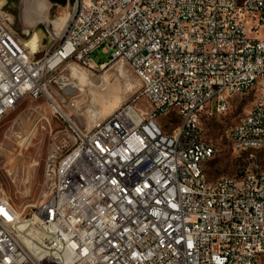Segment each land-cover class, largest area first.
<instances>
[{
  "label": "built area",
  "instance_id": "built-area-1",
  "mask_svg": "<svg viewBox=\"0 0 264 264\" xmlns=\"http://www.w3.org/2000/svg\"><path fill=\"white\" fill-rule=\"evenodd\" d=\"M263 29L264 0H73L63 34L47 27L34 52L0 4V121L43 98L45 119L64 123L27 212L0 185V264H261L264 171L252 154L241 174L210 180L202 120L253 93L229 137L264 149ZM112 60L137 73L140 92L77 124L69 68Z\"/></svg>",
  "mask_w": 264,
  "mask_h": 264
},
{
  "label": "rangeland",
  "instance_id": "rangeland-1",
  "mask_svg": "<svg viewBox=\"0 0 264 264\" xmlns=\"http://www.w3.org/2000/svg\"><path fill=\"white\" fill-rule=\"evenodd\" d=\"M0 4L13 15L23 39L29 42L45 33L43 42L47 45V27L52 28L56 18L72 11L73 0H62L61 3L52 0H0ZM46 16L47 24L43 23ZM109 55L101 50L95 53L98 61L108 60ZM68 71L75 72L72 79L78 87L72 96L75 105L69 111L81 126L110 114L140 92L141 80L137 73L128 64L117 60L110 61L102 70L69 68ZM253 99V93L235 95L230 98L227 112L204 116V136L216 148L214 156L205 163L210 180L222 175L241 174L244 167L252 164V154L264 171V149L236 150L229 137L232 127L245 114ZM119 102L121 104L116 106ZM138 105L146 107L147 104L140 98ZM46 115L49 113L43 98H27L0 121V185L16 207L26 208L25 212L38 199L51 130L64 125L60 120L47 121ZM172 118L171 115L166 117L168 120ZM261 264H264V258Z\"/></svg>",
  "mask_w": 264,
  "mask_h": 264
},
{
  "label": "bare ground",
  "instance_id": "bare-ground-1",
  "mask_svg": "<svg viewBox=\"0 0 264 264\" xmlns=\"http://www.w3.org/2000/svg\"><path fill=\"white\" fill-rule=\"evenodd\" d=\"M3 8V7H1ZM72 17V11H66L64 14H62L61 16H59L58 18H56L53 22L54 27H52L54 30H56V33L59 35H62L66 26L68 25L70 18ZM48 18L47 16L44 18V22L45 24H47ZM47 35V34H46ZM43 36H45V33L42 34L41 36H33L34 38H31L28 42V44L31 46L32 50L34 52H38L39 50L45 48L47 45L45 42H43ZM48 36V35H47ZM124 101V100H123ZM121 101V103L123 102ZM120 102L116 105H120ZM106 116H108L107 114L99 119H96L94 122H99L100 120H102L103 118H105Z\"/></svg>",
  "mask_w": 264,
  "mask_h": 264
},
{
  "label": "trees",
  "instance_id": "trees-1",
  "mask_svg": "<svg viewBox=\"0 0 264 264\" xmlns=\"http://www.w3.org/2000/svg\"><path fill=\"white\" fill-rule=\"evenodd\" d=\"M53 2H56V3H61L62 0H52Z\"/></svg>",
  "mask_w": 264,
  "mask_h": 264
}]
</instances>
